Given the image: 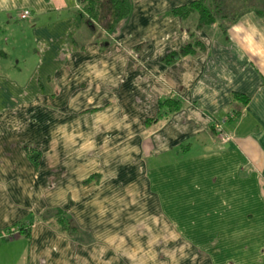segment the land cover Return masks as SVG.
<instances>
[{
    "label": "crops",
    "instance_id": "0c3cea01",
    "mask_svg": "<svg viewBox=\"0 0 264 264\" xmlns=\"http://www.w3.org/2000/svg\"><path fill=\"white\" fill-rule=\"evenodd\" d=\"M84 1L0 0V31L30 59L21 75L0 43V237L31 219L12 234V264H155L156 250L175 264H264V10L195 29L196 12H171L189 0H129L108 30V1L99 18ZM194 37L201 49L164 61ZM168 96L179 109L160 111ZM53 207L82 233L37 219Z\"/></svg>",
    "mask_w": 264,
    "mask_h": 264
},
{
    "label": "trees",
    "instance_id": "16d2710c",
    "mask_svg": "<svg viewBox=\"0 0 264 264\" xmlns=\"http://www.w3.org/2000/svg\"><path fill=\"white\" fill-rule=\"evenodd\" d=\"M108 1V16H107V29L110 30L114 24L123 16L129 12V0H107ZM239 1L240 4L235 2ZM100 0H85L84 10L87 17L94 16L99 18V5ZM240 7L242 9L252 8L257 13H261L264 10V0H189L186 3L178 5L172 9V13L178 16H186L190 12L197 13V19L195 23V29L203 28L212 22L218 20L219 22L225 21L226 23L232 21L236 18L240 11H232V7ZM241 9V10H242ZM82 15V12L77 13ZM224 26V25H223ZM203 46L197 38H192L176 49L169 50L164 55V61L170 62L182 54L195 51L196 49H201ZM158 105L160 111L172 112L180 108L181 101L176 97H164L158 100ZM234 110V109H232ZM158 112V115L160 114ZM157 114L153 117H146L144 122H151L155 120ZM25 153L29 159L35 164V159L39 156V152L32 146H24ZM37 151V152H36ZM89 179V177L87 178ZM37 219L44 220L48 224L52 225L56 230L63 232L69 236L75 237L77 234H81L82 230L78 227L71 215L65 210L53 207L44 208L41 212L37 214ZM30 218L26 220L16 221L13 223L6 231L3 239L9 238L14 232L22 233L24 236L28 233V223ZM78 239V237H76Z\"/></svg>",
    "mask_w": 264,
    "mask_h": 264
},
{
    "label": "rangeland",
    "instance_id": "374dc122",
    "mask_svg": "<svg viewBox=\"0 0 264 264\" xmlns=\"http://www.w3.org/2000/svg\"><path fill=\"white\" fill-rule=\"evenodd\" d=\"M235 7L236 6H233L232 9H234ZM21 19H23V18H21ZM18 22L22 23L23 20L18 21ZM17 29L18 28H16L15 32H17ZM16 37L18 38V36H16ZM16 37H15V41L13 42V40H12L13 36L12 35L6 34L4 36L2 34V31H0V43H2L6 47V49L9 50L8 54H9L10 58H12L13 62L16 60V58H18V60H19L18 64L20 67V74L25 75L28 72L27 68H28V65L30 63V59H26V60L20 59V55L24 54V51H22L23 50L22 47L18 45L19 39H17ZM22 117L24 118L27 116H22ZM91 126L94 129H96V127H97V125H91ZM105 129H106V131H109L110 126L106 125ZM47 141H48L47 145L50 146L51 141L50 140H47ZM62 142L65 144V146L67 145V143H69L68 147L77 151V150H81L83 147H85L87 141H84V140H72V141L71 140H64ZM92 143H93V141H92ZM94 143H95V141H94ZM16 144L19 145L20 142L17 141ZM24 146H26V145H23L21 147L23 148ZM27 146L35 147L34 145H28V144H27ZM36 149L38 150L37 147H36ZM157 209L159 210L160 215H163V213L167 212V208H165L162 203L157 204ZM154 211H156V209H154ZM20 237H23V236H20ZM20 239H22V238H20ZM3 243L5 245L0 248V260H2L4 262V264H12L14 262V260L16 259L18 250H19L20 245H21V241L19 240V236H14V237L10 236L9 238H6V239H3L2 237H0V244H3ZM6 245H8V246H6ZM2 248H5V251ZM9 249H10V251H9ZM3 251L5 252V254L7 256L3 255ZM145 254L149 256V257L147 256V258H151V259L155 260V264H165L166 262H168L167 264H175V261L177 260V257H174V258H173V256L169 257L168 253L161 252L160 250H156L154 253H145ZM138 258H139V254H138Z\"/></svg>",
    "mask_w": 264,
    "mask_h": 264
},
{
    "label": "built area",
    "instance_id": "2783aa9c",
    "mask_svg": "<svg viewBox=\"0 0 264 264\" xmlns=\"http://www.w3.org/2000/svg\"><path fill=\"white\" fill-rule=\"evenodd\" d=\"M28 15H29V11L27 9H22L18 12L19 18H25ZM228 113H229V116L233 115V112H231V111ZM223 121H224V119H221V121L216 122L214 124V130H215V133H216L218 139L220 140V142H226L231 137V134L223 129V126H222Z\"/></svg>",
    "mask_w": 264,
    "mask_h": 264
}]
</instances>
